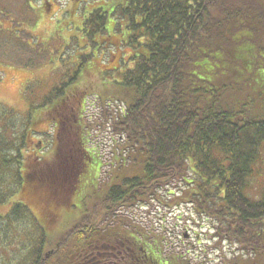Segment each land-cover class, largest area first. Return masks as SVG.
I'll return each mask as SVG.
<instances>
[{
	"label": "trees",
	"instance_id": "trees-1",
	"mask_svg": "<svg viewBox=\"0 0 264 264\" xmlns=\"http://www.w3.org/2000/svg\"><path fill=\"white\" fill-rule=\"evenodd\" d=\"M107 15L92 10L89 41L99 50L93 35L110 41L121 20L132 65L108 71L119 95L114 109L102 104L101 123L87 122L81 67L39 105L57 127L49 163L27 149L29 120L14 138L0 119V228L23 220L36 230L25 264H194L178 251L164 255V217L156 228L125 213L150 212L157 198L169 213L188 203L209 219L212 238L236 246L232 264H264V189L246 193L264 143V0H121L110 26ZM96 126L115 135L109 161L91 141ZM97 155L108 180L96 178L80 217L54 243L28 206L48 190L68 196L71 166L73 194Z\"/></svg>",
	"mask_w": 264,
	"mask_h": 264
},
{
	"label": "rangeland",
	"instance_id": "rangeland-1",
	"mask_svg": "<svg viewBox=\"0 0 264 264\" xmlns=\"http://www.w3.org/2000/svg\"><path fill=\"white\" fill-rule=\"evenodd\" d=\"M34 1L29 2L31 9L38 6ZM120 1L69 0V8L59 5L57 9L45 12L42 8L36 11L29 9L24 12V17L35 19L22 20L18 15L12 24L0 25V119L11 129L10 136L14 138H19L29 120L33 134L27 149L34 150L36 157L47 163L52 160L56 148L57 127L44 113L48 112L44 110L45 107L39 105L52 88L62 82H68L75 70L81 67L79 85L89 94L84 104L87 122L103 121L102 104H108L111 110L116 106L113 101L119 94L112 80L117 79L108 71L117 72L122 67L132 65L129 63L131 50L122 45L121 35L117 34L123 25L121 20H118L114 26L115 31L110 30L112 35L108 42L103 41L104 34L95 33L93 38L103 43L98 50V45L93 47L89 41L91 25L86 20L92 10L101 8L103 11L107 10L109 16L106 20L107 26L112 25L115 20L111 12ZM54 11L56 13L52 15ZM86 55L89 56L85 57ZM66 91H69V85ZM33 106L38 107L28 112ZM41 115H44V118L36 121ZM95 130L91 141L93 145H99L103 162L109 161L113 156L112 144L115 135L100 126H96ZM96 158L97 165L91 164L73 194L70 193L74 180L71 166L69 179H64V190L62 189L67 192L69 190L68 196L63 193V196L54 197L48 190L49 194H43L40 202L33 200V204L28 206L29 212L37 216L49 239L54 243L58 236L80 217L81 211L90 200L89 195L93 192L96 178L99 177L101 182L108 180L109 165L100 167L101 160L98 155ZM177 185L170 186V189L178 193V189L185 188L184 184L179 183V188L174 189ZM263 189L264 143L259 148L246 193L257 198ZM51 203L54 209L48 213L44 209ZM6 211V206L0 207L1 214ZM147 211L143 206H136L125 213L132 217L134 222L156 228H159L158 220L162 222L164 217L163 222L167 225L164 233L165 256H168V251H178L194 264H232L229 260L237 253L236 246L227 240L217 241L212 238V222L197 217L190 204L173 206L172 212L169 213L156 198L150 212ZM3 225L0 228V264H25L27 254L30 253L37 236L36 230L23 220H7Z\"/></svg>",
	"mask_w": 264,
	"mask_h": 264
},
{
	"label": "flooded vegetation",
	"instance_id": "flooded-vegetation-1",
	"mask_svg": "<svg viewBox=\"0 0 264 264\" xmlns=\"http://www.w3.org/2000/svg\"><path fill=\"white\" fill-rule=\"evenodd\" d=\"M29 2L31 0H0V25L6 23L12 24L14 20H17L18 15L22 20L33 19L34 17H24V12L31 9ZM34 2L38 5L35 9H31L34 11L42 8L43 12H45L47 10L57 9L59 5L69 8V0H35ZM55 13L56 11L52 15ZM37 19H45V17H37Z\"/></svg>",
	"mask_w": 264,
	"mask_h": 264
}]
</instances>
